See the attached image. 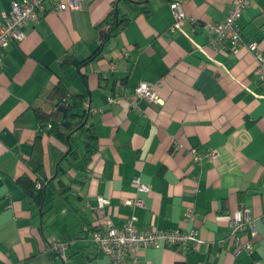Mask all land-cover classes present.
I'll return each instance as SVG.
<instances>
[{"label": "crops", "instance_id": "1", "mask_svg": "<svg viewBox=\"0 0 264 264\" xmlns=\"http://www.w3.org/2000/svg\"><path fill=\"white\" fill-rule=\"evenodd\" d=\"M15 1L0 0V20ZM127 1L141 5L132 12ZM175 1L196 23L175 26ZM233 1L83 0L79 10L48 12L9 45L0 61V264H109L93 229L131 218L141 232L195 229L202 240L195 251L136 250L138 264L264 263V85L252 52L214 47L206 28L226 19ZM115 6L135 17L102 51L104 21ZM238 24L264 56V0H252ZM66 57L73 61L63 64ZM59 81L80 94L77 111H87L95 132L94 148H79L66 163L63 192L57 157L67 146L56 118L46 125L39 119L51 112ZM143 82L162 103L109 104ZM192 151L217 156L195 163ZM37 154L46 180L39 199L22 184L35 182ZM135 179L151 191L139 194ZM99 197L108 201L102 210ZM135 198L144 206L129 203ZM240 208L250 209L253 222L241 234L253 245L250 255L230 238L231 215ZM190 209L195 218L186 222ZM52 238L69 243L67 261L49 251Z\"/></svg>", "mask_w": 264, "mask_h": 264}, {"label": "built area", "instance_id": "2", "mask_svg": "<svg viewBox=\"0 0 264 264\" xmlns=\"http://www.w3.org/2000/svg\"><path fill=\"white\" fill-rule=\"evenodd\" d=\"M83 0H20L12 3L11 10L5 14L0 20V61L4 52L12 42H21L26 37V29L29 25L35 24L48 12H64L68 10H79ZM252 0H234L231 8L227 12L226 19L214 25L208 24L206 28L215 34L212 41L214 47L229 45L230 50L237 51L245 46L252 52L257 61L256 74L259 81L264 85V56L259 52V46L256 42L246 43L241 35L239 21L243 14L250 7ZM49 4V7H47ZM170 8L175 14V26L179 23L190 19L179 1L171 3ZM176 31V27L172 28ZM116 64H113L114 68ZM130 101L131 106L137 107V102L145 100L148 102H160L162 100L156 93L155 87L148 83H140L132 90L122 91L109 97V104L119 105L125 101ZM193 160L199 163L206 156L213 160L217 153L210 151L206 155L192 151ZM137 192L140 194H148L151 191L149 185L141 182L139 179L134 180ZM108 201L98 198V209L102 210ZM130 204L143 207L142 199L135 198L129 201ZM250 209L240 208L235 210L230 219V238L237 252L245 251L249 255L253 252V245L250 242H243L241 238L242 232L247 224L253 226V222L249 218ZM195 218V212L190 209L186 212L184 220L191 222ZM101 227L92 234V241L96 243L98 248L105 254L109 260V264H138L131 254L139 249L153 248L161 249L162 247L177 248L180 246H190L193 251L197 250L202 240L197 230H165V231H144L138 230L135 225V218L128 219L122 227H117L114 223L105 219L102 221ZM253 236H256L253 228ZM49 251L58 258L67 261V251L69 249L68 242H61L56 238L49 241ZM254 264H264L255 262Z\"/></svg>", "mask_w": 264, "mask_h": 264}, {"label": "trees", "instance_id": "3", "mask_svg": "<svg viewBox=\"0 0 264 264\" xmlns=\"http://www.w3.org/2000/svg\"><path fill=\"white\" fill-rule=\"evenodd\" d=\"M123 1V0H121ZM127 5L132 10V12L139 9V5L132 1H127ZM135 17L131 13H121V10L118 7H114V9L111 11L109 16L105 19L104 23L108 25L107 32H104L106 35L104 39L101 41V49L103 45H107L110 40L116 36L117 32L122 30L129 22ZM109 39H108V37ZM102 37V36H101ZM100 49V50H101ZM73 61L71 58H64L63 64H69ZM50 98L54 103V106L51 110V112L48 114L47 112L43 111L39 112V119L42 121L44 125L47 124V121L50 117L56 118L58 123L57 130L60 133L61 140L65 143L67 146L66 151L68 150V143H67V137L69 136V141L72 145V150L68 153L66 157H64L65 152L59 153L57 157V162L62 159L60 162V165L57 166L58 168V179H59V190L60 191H66L69 190L66 188L65 182L61 180L64 176H68L67 172L69 168H67L65 165L66 163L70 166L73 164V161L78 156L79 148L86 147L89 144L92 148H94V138H95V132L92 126H88L87 123L84 124L85 121V115L86 112L79 114L77 111L79 107V99L81 98L80 94L77 92L72 91L67 85H65L63 82L59 81L51 90L50 92ZM65 107L67 108L68 114L67 118L69 121H71L72 126L71 128H65L62 125L63 122V113L59 110V107ZM83 125V126H82ZM82 126L79 130L78 128ZM89 148V147H88ZM31 167L33 169V172H37V178L35 179V182L27 183L26 180L22 182L25 192L29 195H31L33 198H41L43 189L46 185V180H42V174L40 167L42 166V158L40 155H34L31 161ZM39 170V171H38ZM56 178V177H55ZM29 184V185H28ZM39 184V186H38ZM71 187V186H70ZM98 228L93 229L92 234L97 231Z\"/></svg>", "mask_w": 264, "mask_h": 264}, {"label": "water", "instance_id": "4", "mask_svg": "<svg viewBox=\"0 0 264 264\" xmlns=\"http://www.w3.org/2000/svg\"><path fill=\"white\" fill-rule=\"evenodd\" d=\"M106 35L103 33L102 34V37H101V41L104 39V37H105ZM108 37V36H107ZM108 39H109V37H108ZM105 46L106 45H103V47H102V51L104 50V48H105ZM59 110L63 113V122H62V125L65 127V128H71V126H72V123H71V121H69L68 120V118H67V114H68V111H67V108H65V107H62V106H60L59 107ZM88 113H87V111H86V117H85V121H84V124H86L87 123V119H88V115H87ZM83 126V125H82ZM82 126H80L79 128H78V130L82 127ZM67 143H68V150L66 151V153H65V155H64V157H66L67 155H68V153L72 150V145H71V143H70V141H69V136L67 137ZM62 161V159L58 162V164H57V166H59L60 165V162ZM45 187H46V185H45ZM46 189V188H45ZM41 208H40V210H39V212H41Z\"/></svg>", "mask_w": 264, "mask_h": 264}]
</instances>
